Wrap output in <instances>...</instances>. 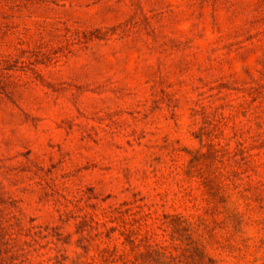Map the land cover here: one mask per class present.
<instances>
[{"label": "rangeland", "instance_id": "1", "mask_svg": "<svg viewBox=\"0 0 264 264\" xmlns=\"http://www.w3.org/2000/svg\"><path fill=\"white\" fill-rule=\"evenodd\" d=\"M133 262L264 264V0H0V264Z\"/></svg>", "mask_w": 264, "mask_h": 264}, {"label": "trees", "instance_id": "2", "mask_svg": "<svg viewBox=\"0 0 264 264\" xmlns=\"http://www.w3.org/2000/svg\"><path fill=\"white\" fill-rule=\"evenodd\" d=\"M1 63H2V61H1ZM105 252L107 253L108 251L106 250ZM109 257H110V255H109ZM110 261H111V259H110ZM132 264H139V263L133 262Z\"/></svg>", "mask_w": 264, "mask_h": 264}]
</instances>
